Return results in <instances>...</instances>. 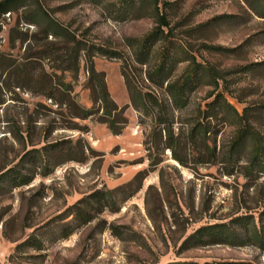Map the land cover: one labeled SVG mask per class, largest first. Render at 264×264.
Here are the masks:
<instances>
[{
    "label": "rangeland",
    "instance_id": "obj_1",
    "mask_svg": "<svg viewBox=\"0 0 264 264\" xmlns=\"http://www.w3.org/2000/svg\"><path fill=\"white\" fill-rule=\"evenodd\" d=\"M160 10L176 37L151 42L143 62L137 42L158 26L152 0H17L0 16V178L33 176L0 183V264H264L255 240L188 242L217 223L264 237V157L253 162L255 143L264 147V0H161ZM92 64L126 109L119 135L67 104L96 108ZM194 66L189 104L177 109L168 82ZM130 83L165 99L173 149L154 124L158 106L140 112ZM106 191L113 200L99 210L90 197ZM79 209L93 220L77 219ZM32 238L43 248L25 245Z\"/></svg>",
    "mask_w": 264,
    "mask_h": 264
},
{
    "label": "trees",
    "instance_id": "obj_2",
    "mask_svg": "<svg viewBox=\"0 0 264 264\" xmlns=\"http://www.w3.org/2000/svg\"><path fill=\"white\" fill-rule=\"evenodd\" d=\"M17 0H3L0 2V16L6 12ZM152 3L155 7V10L158 12L157 17L158 26L155 28L153 33L146 38L140 39L136 45V55L138 60L143 62V57L146 56L151 51L152 44L151 42L162 38L168 43H174L175 30L171 27V23L169 22L168 15L161 14L160 4L161 0H152ZM167 4V2H165ZM255 9V7L253 6ZM263 16V15H261ZM50 26H54L55 28H59L57 23L50 21ZM166 28H169L167 32ZM170 49H166L160 58V61L156 67L155 75L158 78H161V81L158 83L161 87L165 86V83L169 81V77H163L165 72L167 71V67L169 61L171 60V56L169 55ZM197 66H194L190 69L183 77L176 79L175 81L168 82L167 92L170 95L172 103L177 109H184L189 104V96L190 92L193 90L197 79ZM90 72L92 74V82H93V99L96 105L94 109H88L81 106L74 99H70L68 101V105L71 106L75 111V117L81 120H88L90 118H97L98 121L108 124L110 130L119 135L123 132L125 127L129 123V119L126 116V109L124 107H120L112 98L111 93L108 89L107 82L105 80V75L99 73L95 66L92 64L90 68ZM163 78V80H162ZM130 89L132 90V102L135 107L145 114H149V109L152 106L156 105L159 108L160 113L154 117V124L158 127L159 125L164 126V131L166 132V137L168 139V145L173 149V142L176 140V134L174 131L173 123L171 121V115L167 109V103L165 99L160 97H151L149 94L137 93L131 83L129 84ZM216 102H221L219 99ZM230 106V105H229ZM226 105V107H229ZM232 106V105H231ZM156 127V128H157ZM203 131L205 133L209 132V127L204 126ZM250 133L255 139H257L256 133L251 130L247 131ZM253 162L258 163L264 157V147L257 141L254 146L253 151ZM16 171L11 169L6 173L8 177H1L0 183L5 181V179L11 183L13 186H21L29 184L32 180V175L26 174L23 172H19L15 174ZM13 175V177H12ZM0 186V190H1ZM99 194H103L102 196H98ZM94 198V200L99 204V210H104V200H113V193L110 191L99 192L90 197V199ZM89 200H86V202ZM85 202V201H84ZM108 204V203H107ZM90 214V213H89ZM85 214L82 209H79L76 213V217L79 220H82L84 223L91 222L93 220V216ZM250 217H239L236 221L241 224H246L249 221ZM71 233L67 234L69 236ZM248 240H255V242H261L264 244V237L260 232L254 231L251 235L245 237L240 231L238 232L236 227L232 226L228 223H217L213 225H207L201 227L197 232H195L188 240V242H192L195 247H203L209 245H217V244H229L233 246H245ZM25 245H29L31 247H36L37 249L43 248V242L40 239H29ZM168 264H201L199 262H172ZM205 264H252L250 262H207Z\"/></svg>",
    "mask_w": 264,
    "mask_h": 264
}]
</instances>
